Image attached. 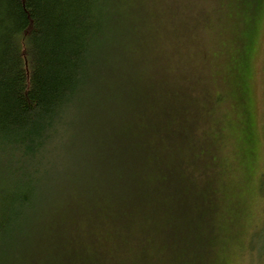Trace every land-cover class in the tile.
<instances>
[{
    "label": "trees",
    "instance_id": "1",
    "mask_svg": "<svg viewBox=\"0 0 264 264\" xmlns=\"http://www.w3.org/2000/svg\"><path fill=\"white\" fill-rule=\"evenodd\" d=\"M221 13L0 0V264H223L238 237L223 97L184 49Z\"/></svg>",
    "mask_w": 264,
    "mask_h": 264
},
{
    "label": "rangeland",
    "instance_id": "2",
    "mask_svg": "<svg viewBox=\"0 0 264 264\" xmlns=\"http://www.w3.org/2000/svg\"><path fill=\"white\" fill-rule=\"evenodd\" d=\"M237 1L218 0L220 20L196 38L197 46L189 41L184 48L186 41L181 47L193 51L192 63L223 97L220 152L238 217V237L223 264H264V253L249 248L254 232L258 241L264 235V0L242 10Z\"/></svg>",
    "mask_w": 264,
    "mask_h": 264
}]
</instances>
